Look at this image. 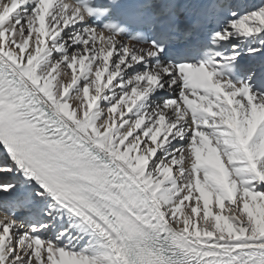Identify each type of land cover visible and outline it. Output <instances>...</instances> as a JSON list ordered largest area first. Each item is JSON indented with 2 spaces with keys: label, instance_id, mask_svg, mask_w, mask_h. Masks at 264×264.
Masks as SVG:
<instances>
[{
  "label": "snow or ice",
  "instance_id": "obj_1",
  "mask_svg": "<svg viewBox=\"0 0 264 264\" xmlns=\"http://www.w3.org/2000/svg\"><path fill=\"white\" fill-rule=\"evenodd\" d=\"M0 264H264V0H0Z\"/></svg>",
  "mask_w": 264,
  "mask_h": 264
}]
</instances>
